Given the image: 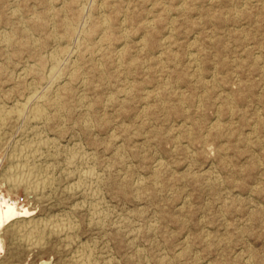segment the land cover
Returning <instances> with one entry per match:
<instances>
[{
	"label": "rangeland",
	"instance_id": "374dc122",
	"mask_svg": "<svg viewBox=\"0 0 264 264\" xmlns=\"http://www.w3.org/2000/svg\"><path fill=\"white\" fill-rule=\"evenodd\" d=\"M83 1L0 0V35L1 31L4 34V39L0 38V70L5 69V73L0 71V198L13 203L17 209L29 212L0 228V264H79L78 259H84L85 264H264V0ZM117 3H122L123 7ZM113 17L119 22H115ZM88 19H91L90 23H87ZM49 24H53L52 29ZM80 25L83 27L80 28ZM65 26H69L67 30ZM92 26L95 29L90 28ZM26 28L27 32L23 30ZM27 33L30 36L26 37ZM115 38L116 41L120 39L116 42ZM14 40L17 43L13 44ZM26 40L32 42L30 46ZM36 40L44 43L42 47ZM74 41H81V44H74ZM4 43L9 44L8 47ZM61 47L68 49L58 51ZM121 47L122 50H119ZM102 50L104 52H100ZM63 52L67 55L64 56ZM51 55L52 60L56 59L58 63L53 64L55 60H51ZM10 59L14 61L10 62ZM100 59L108 64H100ZM38 65H41L40 68ZM56 67L62 74L60 77L58 72L60 82L52 83L49 72ZM67 68L70 69L67 71ZM90 72H94L95 76ZM47 84L56 85L48 87ZM44 86L50 88L49 91L46 89L45 92ZM67 87L69 90H66ZM50 92L54 94L49 95ZM56 104H60L61 108H57ZM66 105L69 109L65 108ZM31 108H38L43 116L35 117ZM66 109L68 112L64 114ZM52 115H55L54 118ZM36 118L43 122H38ZM24 121H28L26 125ZM83 124L91 128L85 126V129ZM27 130L33 131L30 133ZM22 137L23 141L20 140ZM29 139L31 142H42L41 149L36 151L39 157L37 155L38 158L33 161L29 159L27 162L31 164L26 163L36 168V177L50 178L42 187L46 190L40 188L31 192L22 185L13 187L12 180L16 175L13 168L19 163L15 154L30 143ZM50 140L53 144L49 143ZM117 149L122 152L117 154ZM119 156L123 157V163ZM83 157L88 158L87 161ZM42 163L49 167L45 169ZM65 168H69L68 172ZM31 224L34 227H30ZM51 224L68 228L58 237L52 232ZM151 225L154 227L151 228ZM11 226H14L12 230ZM22 226L27 228L26 231ZM29 229H36L34 235L38 237L26 235ZM67 232L70 234L67 235ZM24 237L27 239L24 240ZM82 247L85 249L81 251Z\"/></svg>",
	"mask_w": 264,
	"mask_h": 264
},
{
	"label": "bare ground",
	"instance_id": "6f19581e",
	"mask_svg": "<svg viewBox=\"0 0 264 264\" xmlns=\"http://www.w3.org/2000/svg\"><path fill=\"white\" fill-rule=\"evenodd\" d=\"M41 1H45V0H41ZM48 1H49V0H48ZM68 1H69V0H68ZM86 1H87V0H84L83 2H86ZM96 1H97V0H96ZM128 1H129V0H128ZM246 1H247V0H246ZM51 2H52V1H51ZM51 2H49V3H51ZM53 2H54V1H53ZM53 2H52V3H53ZM56 2H57V0H56ZM59 2H60V1H59ZM79 2H80V1H79ZM92 2H93V1H92ZM106 2H107V1H106ZM109 2H110V1H109ZM117 2H118V1H117ZM120 2H121V1H120ZM52 3H51V4H52ZM64 3H65V2H64ZM66 3H67V2H66ZM86 3H87V2H86ZM98 3H99V2H98ZM102 3H105V2L103 1ZM102 3H101V4H102ZM122 3H123V2H122ZM122 3H121V4H122ZM57 4H59V3H57ZM57 4H56V5H57ZM81 4H82V3H81ZM93 4H94V3H93ZM111 4H112V3H111ZM117 4H118V3H117ZM117 4H116V5H117ZM121 4H120V5H121ZM44 5H45V4H44ZM53 5H55V4H53ZM62 5H63V4H62ZM67 5H68V4H67ZM95 5H96V4H95ZM103 5H104V4H103ZM112 5H113V4H112ZM120 5L118 4L119 7H120ZM48 6H49V5H48ZM64 6H65V5H63V7H64ZM71 6H72V5H71ZM92 6H94V5H92ZM101 6H102V5H101ZM101 6L99 5V8H100ZM121 6H122V5H121ZM50 7H51V6H50ZM82 7H83V6H82ZM97 7H98V6H97ZM97 7H96V8H97ZM107 7H108V6H107ZM107 7H106V8H107ZM113 7H114V6H113ZM122 7H123V6H122ZM61 8H62V7H61ZM87 8H89V7H87ZM99 8H98V9H99ZM101 8H102V7H101ZM11 9H13V8H11ZM44 9H45V8H44ZM44 9H43V10H44ZM51 9H52V8H51ZM65 9H66V7H65ZM90 9H91V6H90ZM93 9H94V8H93ZM109 9H111V8H109ZM114 9H115V8H114ZM114 9H112V10L114 11ZM16 10H17V9H16ZM80 10H83V9H80ZM102 10H103V9H102ZM104 10H105V9H104ZM107 10H108V9H107ZM61 11H62V10H61ZM67 11H68V10H67ZM120 11L122 12V9H121ZM120 11H118V12L121 14ZM125 11H126V9H125ZM128 11H129V10H128ZM16 12H17V11H16ZM52 12H53V11H52ZM63 12H64V11H63ZM81 12H82V11H81ZM87 12H88V11H87ZM93 12H94V11H93ZM98 12H99V11H98ZM102 12H103V11H102ZM104 12H105V11H104ZM104 12H103V13H104ZM106 12H107V11H106ZM13 13H14V12H13ZM43 13H45V12L43 11ZM53 13H54V12H53ZM61 13H62V12H61ZM79 13H80V12H79ZM82 13H84V11H83ZM110 13H112V11H111ZM110 13H109V14H110ZM114 13H117V12H114ZM122 13H124V12H122ZM35 14H36V13H35ZM91 14H92V13H91ZM94 14H95V13H94ZM94 14H92V15H94ZM104 14H105V13H104ZM124 14L126 15V12H125ZM51 15H54V14H51ZM61 15H63V14H61ZM61 15H60V16H61ZM83 15H84V14H83ZM92 15H91V16H92ZM99 15H100V13H99ZM99 15H98V16H99ZM112 15L117 16L116 14H112ZM13 16H14V14H13ZM13 16H12V17H13ZM63 16H64V15H63ZM65 16H66V14H65ZM106 16H107V15H106ZM106 16H105V17H106ZM110 16H111V15H110ZM120 16H122V15H120ZM127 16H129V15H127ZM33 17H34V16H33ZM49 17H50V16H49ZM67 17H68V15H67ZM99 17H100V16H99ZM102 17H103V16H102ZM105 17H104V18H105ZM107 17H108V16H107ZM118 17H119V16H118ZM118 17H116V18H118ZM129 17H130V16H129ZM129 17H128V18H129ZM31 18H32V17H31ZM51 18H52V16H51ZM73 18H74V17H73ZM73 18H72V19H73ZM90 18H91V17H90ZM96 18H97V17H96ZM33 19H34V18H33ZM33 19H32V20H33ZM36 19H37V18H36ZM36 19H35V20H36ZM40 19H41V18H40ZM45 19H46V18H45ZM52 19H53V18H52ZM74 19H75V18H74ZM92 19H93V18H92ZM108 19H109V18H108ZM113 19H115V18L113 17ZM121 19H123V17H122ZM14 20H15V18H14ZM20 20H21V18H20ZM28 20H29V19H28ZM63 20H64V19H63ZM66 20L68 21V19H66ZM75 20H76V19H75ZM84 20H85V19H84ZM88 20H89V19H88ZM88 20H87V23H88V22L90 23V20H91V19H90L89 21H88ZM109 20H112V19H109ZM115 20H116V19H115ZM67 21H65V22H67ZM82 21H83V18H82ZM92 21H93V20H92ZM104 21H105V20H104ZM127 21H128V20H127ZM129 21H130V20H129ZM19 22H20V21H19ZM21 22H22V21H21ZM30 22H31V21H30ZM30 22H29V26L31 25ZM36 22H37V20L35 21V23H36ZM51 22H52V20H51ZM65 22H64V24H65ZM72 22H73V21H72ZM99 22H100V21H99ZM99 22H98V23H99ZM102 22H103V21H102ZM115 22H117V20H116ZM115 22H112V23H113L112 25H114ZM118 22H119V20H118ZM118 22H117V23H118ZM120 22H121V20H120ZM40 23H41V22H40ZM45 23H46V22H45ZM85 23H86V22H85ZM92 23H93V22H92ZM96 23H97V22H96ZM109 23H110V22H109ZM121 23H122V22H121ZM124 23H125V22H124ZM124 23H123V24H124ZM126 23H127V22H126ZM129 23H130V22H129ZM13 24H14V23H13ZM20 24H21V23H20ZM22 24H23V23H22ZM36 24H37V26H38V23H36ZM53 24H54V23H53ZM53 24H52V25L49 24V25H51V29H52ZM83 24H84V23H83ZM106 24H107V23H106ZM106 24H104V25H106ZM123 24H121V25H123ZM152 24H154V23H152ZM152 24H151V25H152ZM39 25H40V24H39ZM43 25H45V24H43ZM68 25H69V24H68ZM70 25H71V23H70ZM110 25H111V24H110ZM112 25H111V26H112ZM115 25H117V24H115ZM130 25H131V24H130ZM141 25H143V24H141ZM24 26H25V24H24ZM31 26H32V25H31ZM54 26H56V24H54ZM78 26H79V23H78ZM78 26H77V27H78ZM80 26H81V25H80ZM85 26H86V25H85ZM93 26H95V25H93ZM93 26L90 27V28H94ZM119 26H120V25H119ZM128 26H129V25H127L126 28H127ZM25 27H26V26H25ZM34 27H35V26H34ZM66 27H67V26H65V28H66ZM68 27H69V26H68ZM68 27H67L66 29H65V28H64V29L67 30ZM82 27H83V25H82L80 28H82ZM100 27H101V26H100ZM103 27H104V26H103ZM103 27H102V28H103ZM112 27H114V26H112ZM116 27H118V25H117ZM122 27H124V26H122ZM142 27H143V26H142ZM153 27H154V26H153ZM27 28H28V27H27ZM27 28H26V29H23V30L26 31V30H28ZM47 28H48V27H45V29H47ZM49 28H50V27H49ZM71 28H73V27H71ZM85 28H87V26H86ZM88 28H89V27H88ZM105 28H108V26H106ZM140 28H141V27H140ZM150 28H151V27H150ZM18 29H19V28H18ZM94 29H95V28H94ZM97 29H98V27H97ZM97 29H96V30H97ZM110 29H111V28H110ZM122 29H123V28H122ZM122 29H120V30L122 31ZM147 29H148V31L150 30L149 27H147ZM154 29H155V28H154ZM6 30H7V29H6ZM8 30H9V29H8ZM21 30H22V27H21ZM40 30H41V29H40ZM69 30L71 31L70 28H69ZM82 30H83V29H82ZM87 30H88V29H87ZM111 30H112V29H111ZM114 30H115V29H113L112 31H114ZM118 30H119V29H118ZM152 30H153V29H151V31H152ZM3 31H4V30H3ZM11 31H12V30H11ZM36 31H37V30H36ZM74 31L76 32V29H75ZM83 31H84V30H83ZM90 31H92V29H90ZM90 31H89L88 34H90ZM94 31H95V30H93V32H94ZM100 31H101V30H100ZM107 31L109 32V30H107ZM142 31H143V33L145 32L143 28H142ZM148 31H147V32H148ZM18 32H19V31H18ZM26 32H27V31H26ZM29 32H30V31H29ZM58 32H59V31H58ZM71 32H72V31H71ZM77 32H78V31H77ZM81 32H82V31H81ZM96 32H97V31H96ZM96 32H95V33H96ZM104 32H106V31H103V33H104ZM108 32H107V34H108ZM123 32H124V30H123ZM1 33H2V36L0 35V38H2L3 35H4L2 31H1ZM72 33H73V32H72ZM79 33H80V32H79ZM83 33H84V32H83ZM83 33H82V35H83ZM100 33L103 34L102 32H100ZM119 33H120V32H119ZM127 33H128V32H127ZM9 34H10V33H9ZM9 34H8V35H9ZM11 34H12V33H11ZM51 34H52V33H51ZM74 34H76V33H74ZM85 34H86V33H85ZM115 34H116V33H115ZM117 34H118V32H117ZM120 34H121V33H120ZM144 34H146V33H144ZM28 35H29V34L27 33V34H26V37H28ZM57 35H58V34H57ZM68 35H69V34H68ZM68 35H66V36H68ZM76 35H77V34H76ZM103 35H104V34H103ZM112 35H113V34H112ZM5 36H7V33H6ZM12 36H13V34H12ZM21 36H22V34H21ZM29 36H30V35H29ZM49 36H50V35H48V37H49ZM66 36H65V37H66ZM84 36L87 38L86 35H84ZM95 36H96V35H95ZM108 36H109V35H108ZM120 36H121V35H120ZM125 36H126V35H125ZM13 37H14V36H13ZM13 37H12V38H13ZM22 37H23V36H22ZM31 37H32V36H31ZM50 37H51V36H50ZM77 37H78V36H77ZM88 37H89V36H88ZM92 37H93V36H92ZM92 37H91V38H92ZM102 37H106V36H102ZM111 37H112V36H111ZM118 37H119V36H118ZM123 37H124V35H123ZM126 37H128V36H126ZM143 37H145V36H143ZM149 37H150V34H149ZM149 37H147V38H149ZM6 38H7V37H6ZM8 38H9V37H8ZM53 38H54V36H53ZM80 38H81V37H80ZM91 38H90V39H91ZM94 38H95V37H94ZM2 39H4V38H2ZM33 39H34V38H33ZM33 39L30 38V40H33ZM46 39H47V38H45V40H46ZM67 39H68V38H67ZM74 39H76V37H75ZM77 39H78V38H77ZM81 39H82V38H81ZM84 39H85V38H84ZM101 39H102V38H101ZM104 39H105V38H104ZM104 39H103V40H104ZM107 39H108V38H107ZM107 39H106V40H107ZM109 39H110V37H109ZM109 39H108V40H109ZM113 39H114V38H113ZM117 39H118V38H117ZM119 39H120V38H119ZM119 39H118V40H119ZM124 39H125V37H124ZM127 39H128V38H126L125 41H127ZM21 40H22V39H21ZM59 40H60V39H59ZM79 40H80V39H79ZM86 40H88V39H86ZM99 40H100V38H99ZM118 40L116 41V38H115V41H116V42H118ZM147 40H149V39H147ZM150 40H151V39H150ZM0 41H2V40H0ZM6 41H7V40H5V42H6ZM26 41H27V40H26ZM51 41H52V40H51ZM54 41L56 42V38H55ZM75 41H76V40H75ZM75 41H74V42H75ZM81 41H83V40H81ZM81 41H80V42H81ZM96 41H97V40H96ZM144 41H145V40H144ZM144 41H143V42H144ZM15 42H16V41L14 40L12 43L14 44ZM27 42H28V41H27ZM27 42H26V43H27ZM29 42H30V44H29ZM29 42H28V44H29V46H30L32 42H31V41H29ZM34 42H35V41H34ZM38 42H39V41L36 40V43H37V44H38ZM74 42H73V43H74ZM80 42L77 41V42H75L74 44H76V43L79 44ZM100 42H101V40H100ZM100 42H99V43H100ZM104 42H105V41H104ZM109 42H111V40H110ZM109 42H108V43H109ZM116 42H115V43H116ZM123 42H124V40H123ZM146 42H147V41H146ZM16 43H17V42H16ZM19 43H20V42H18V44H19ZM21 43H22V42H21ZM24 43H25V42H24ZM36 43H35V46H36ZM58 43H59V42H58ZM87 43H88V42H87ZM99 43H98V44H99ZM106 43H107V41H106ZM112 43H113V42H112ZM126 43H127V42H126ZM147 43H148V42H147ZM147 43H146V44H147ZM1 44H2V42H1ZM18 44H17V45H18ZM40 44H41V43L39 42V45H40ZM42 44H44V43H42ZM42 44H41L40 47H42ZM70 44H71V43H70ZM80 44H81V43H80ZM100 44H101V43H100ZM102 44H103V42H102ZM102 44H101V45H102ZM104 44H105V43H104ZM109 44H110V43H109ZM122 44H124V43H122ZM144 44H145V43H144ZM146 44H145V45H146ZM2 45H3V44H2ZM5 45L8 47L9 44L7 45L6 43H4V46H5ZM25 45H26V44H25ZM25 45H24V46L20 45V47H23V48H24ZM45 45H47V43H46ZM65 45H66V44H65ZM87 45H88V44H87ZM160 45H161V44H160ZM11 46H12V45H11ZM15 46H16V44H15ZM26 46H27V45H26ZM33 46H34V45H33ZM60 46H61V45H60ZM82 46H84V45L82 44ZM103 46H104V45H103ZM106 46H107V45H106ZM2 47H3V46H2ZM38 47H39V46H38ZM40 47H39V48H40ZM65 47H67V46H65ZM78 47H79V45H78ZM88 47H89V46H88ZM91 47H92V45H91ZM109 47H110V45H109ZM118 47H119V46H118ZM123 47H124V46H123ZM126 47H127V45H126ZM0 48H1V47H0ZM11 48H12V47H11ZM18 48H19V46H18ZM27 48H28V47H27ZM29 48H30V47H29ZM39 48H38V49H39ZM62 48H63V47L58 48V51H59V49H62ZM82 48H83V47H82ZM82 48H80V49H82ZM86 48H87V47H86ZM86 48H85V49H86ZM99 48H100V47H99ZM99 48H98L97 51H99ZM110 48L112 49V46H111ZM116 48H117V47H116ZM124 48H125V47H124ZM4 49H5V48H4ZM12 49L15 50L14 48H12ZM20 49H21V48H20ZM34 49H35V48H34ZM34 49H33V50H34ZM42 49H43V48H42ZM55 49H56V51H57V48H55ZM55 49H54V50H55ZM63 49H65V48H63ZM66 49H68V48H66ZM66 49H65V50H66ZM102 49H103V48H102ZM105 49H106V48H105ZM114 49H115V48H114ZM6 50H7V49H6ZM17 50H19V49H17ZM24 50H25V49H24ZM27 50H28V49H27ZM30 50H31V49H29V51H30ZM40 50H41V49H40ZM65 50H63V51H65ZM94 50L96 51V49H94ZM103 50H104V49H103ZM103 50L100 51V52H104V51H105V50H104V51H103ZM115 50H116V49H115ZM119 50H122V47H121V49H119ZM2 51H4V50H2ZM21 51H22V50H21ZM31 51H32V50H31ZM35 51H36V49H35ZM38 51H39V50H38ZM81 51H82V50H81ZM89 51H92V50L90 49ZM107 51H108V50H107ZM107 51H106V52H107ZM124 51H125V49H124ZM8 52H9V51H8ZM10 52H12V51H10ZM15 52H16V50H15ZM18 52H19V51H17V53H18ZM32 52H33V51H32ZM36 52H37V51H36ZM50 52H51V51H50ZM52 52H53V51H52ZM54 52H55V51H54ZM72 52H73V51H72ZM92 52H93V51H92ZM117 52H118V51H117ZM2 53H3V52H2ZM4 53H5V51H4ZM6 53H7V52H6ZM6 53H5V54H6ZM17 53H16V54H17ZM29 53H30V52H29ZM39 53H40V51H39ZM57 53H58V52H57ZM64 53H66V52H63V55H64ZM75 53H76V52H75ZM87 53H88V52H87ZM89 53H90V52H89ZM89 53H88V54H89ZM111 53H112V52H111ZM111 53H110V54H111ZM113 53H114V52H113ZM118 53H119V52H118ZM120 53H121V52H120ZM120 53H119V54H120ZM125 53H127V52H125ZM20 54H21V53H20ZM20 54H18V55H20ZM22 54H23V53H22ZM48 54H49V53H48ZM52 54H53V53H52ZM60 54H61V53H60ZM60 54H59V55H60ZM70 54H71V53H70ZM90 54H91V53H90ZM99 54H100V53H99ZM106 54H107V53H106ZM114 54H115V53H114ZM9 55H10V54H9ZM18 55H17V56H18ZM23 55H24V54H23ZM46 55H47V54H46ZM46 55H45V56H46ZM55 55H56V54H55ZM65 55H67V54H65ZM65 55H64V56H65ZM68 55H69V54H68ZM75 55H76V54H75ZM79 55H80V53H79ZM82 55H83V54H82ZM92 55H93V54H92ZM95 55H96V53H95ZM97 55H98V54H97ZM103 55H104V54H103ZM108 55H109V54H108ZM111 55H113V54H111ZM115 55H116V54H115ZM190 55H191V54H190ZM190 55H189V56H190ZM0 56H1V55H0ZM2 56H3V55H2ZM13 56H14V55H13ZM20 56H21V55H20ZM61 56H62V55H61ZM73 56H74V55H73ZM90 56H91V55H90ZM90 56H88V58H89ZM113 56H114V55H113ZM123 56H124V54H123ZM125 56H126V55H125ZM191 56H192V55H191ZM194 56H195V55H194ZM8 57H11V56H8ZM47 57H48V56H47ZM56 57H57V56H56ZM70 57H72V56L70 55ZM77 57L79 58L80 56L77 55ZM102 57H103V56H102ZM102 57H101V58H102ZM106 57H107V56H106ZM106 57H105V58H106ZM115 57H116V56H115ZM119 57H120V56H119ZM13 58H15V57H13ZM45 58H46V57H45ZM53 58H54V57H53ZM63 58H64V57H63ZM66 58H67V57H66ZM68 58H69V57H68ZM88 58H86V59H88ZM113 58H114V57H113ZM113 58H112V59H113ZM122 58H123L124 60H126L125 57H122ZM3 59H4V58H3ZM46 59H47V58H46ZM70 59H71V58H70ZM70 59H69V60H70ZM81 59H82V58H81ZM81 59H78V60H81ZM94 59H95V57H94ZM123 59H122V61H124ZM127 59H128V58H127ZM187 59H189V58H187ZM190 59H192V58H190ZM11 60H12V59H10V62H13V61H14V60H13V61H11ZM42 60H44V59L42 58ZM49 60H50V58H49ZM51 60H52V55H51ZM54 60H55V61H54ZM54 60H52V61H54L53 64H55V62H56V59H54ZM57 60H58V59H57ZM69 60H67V61H68V65H69V62H70ZM74 60H76V59H74ZM83 60H85V59H83ZM83 60H82V62H83ZM98 60H99V59H98ZM107 60H108V59H107ZM114 60H115V59H114ZM120 60H121V57H120ZM120 60H119V61H120ZM193 60H195V58H194ZM34 61H35V60H34ZM36 61H37V60H36ZM91 61H92V60H91ZM96 61H97V60H96ZM100 61H101V59H100ZM102 61H103V59H102ZM102 61L100 62V64H101V63H104V62H102ZM108 61H110V60H108ZM112 61H113V60H111L110 62H112ZM115 61H116V60H115ZM126 61H127V60H126ZM126 61H124V62H126ZM131 61H132V60H131ZM8 62H9V60H8ZM8 62H7V63H8ZM10 62H9V63H10ZM25 62H26V61H25ZM30 62H31V61H30ZM59 62H60V61H59ZM71 62H72V61H71ZM80 62H81V61H80ZM124 62H122V63H124ZM7 63H6V64H7ZM45 63H46V62H45ZM47 63H50V62L48 61ZM56 63H58V62H56ZM66 63H67V62H66ZM75 63H77V62H75ZM78 63H79V62H78ZM90 63H92V62H90ZM96 63H97V62H96ZM105 63L108 64L106 61H105ZM105 63H104V65H106ZM119 63H120V62H118V65H119ZM193 63H194V62H193ZM1 64H2V63H1ZM51 64H52V63H51ZM64 64H65V63H64ZM72 64H73V63H72ZM82 64H84V63H82ZM98 64H99V62H98ZM98 64H97V65H98ZM100 64H99L98 66H100ZM111 64H112V63H111ZM113 64H114V63H113ZM130 64H131V63H130ZM132 64H133V63H132ZM3 65H4V63H3ZM17 65H18V64H17ZM17 65H16V67H17ZM56 65H57V64H56ZM60 65H61V64H60ZM73 65H75V64H73ZM93 65H94V63H93ZM125 65H126V64H125ZM125 65H124V67H125ZM38 66H39V65H38ZM38 66H36V67H38ZM40 66H41V65H40ZM40 66H39L38 68H40ZM47 66H48V65H47ZM57 66H58V65H57ZM77 66H78V64H77ZM79 66H80V65H79ZM79 66H78V67H79ZM86 66H87V65H86ZM91 66H92V65H91ZM115 66H116V63H115ZM122 66H123V65H122ZM127 66H128V65H127ZM129 66H130V65H129ZM2 67H3V66H2ZM4 67H5V65H4ZM12 67H13V66H12ZM14 67H15V65H14ZM26 67H27V66H26ZM34 67H35V66H34ZM52 67H53V66H52ZM63 67H64V65H63ZM63 67H62V68H63ZM66 67H67V64H66ZM72 67H74V66H72ZM72 67H71V68H72ZM87 67H89V66H87ZM103 67H104V66H103ZM107 67H108V66H107ZM117 67H118V66H117ZM131 67H132V66H130V68H131ZM22 68H23V66H22ZM29 68H31V67H29ZM43 68H44V67H43ZM57 68H58V67H56L55 69H52V70L49 72V76L51 77L50 79H51V82H52V83H54V82H55V83L60 82V81H58V80H59V78H58V72H59V71L57 70ZM59 68H61V67H59ZM64 68H65V67H64ZM75 68H76V67H75ZM82 68H83V67H82ZM94 68H95V67H94ZM110 68H111V67H110ZM128 68H129V67H128ZM20 69H21V68H20ZM34 69H36V68H34ZM41 69H42V68H41ZM45 69H46V67H45ZM50 69H51V67H50ZM69 69H70V68H67V71H68ZM76 69H77V68H76ZM80 69H81V68H80ZM86 69H87V68H86ZM96 69H97V68H96ZM100 69L102 70V68H100ZM103 69H104V68H103ZM108 69H109V68H108ZM114 69H115V68H114ZM119 69H120V67H119ZM4 70H5V69H4ZM4 70H3V71H4ZM17 70H18V69H17ZM37 70H38V69H37ZM63 70H64V69H63ZM65 70H66V68H65ZM73 70H74V69H73ZM73 70H71L72 73L74 72ZM82 70H83V69H82ZM90 70H91V69H90ZM94 70H95V69H94ZM106 70H107V69H106ZM117 70H118V69H117ZM0 71H1V70H0ZM3 71H1V72H3ZM29 71H31V70H29ZM29 71H28V72H29ZM44 71H45V70H43V72H44ZM60 71H61V70H60ZM67 71H66V72H67ZM79 71H81V70H78V72H79ZM84 71H85V69H84ZM95 71H96V70H95ZM97 71L100 72L99 69H97ZM102 71H103V70H102ZM104 71H105V70H104ZM19 72H20V71H19ZM21 72H22V70H21ZM33 72H34V71H33ZM40 72H42V70H41ZM46 72H47V71H46ZM69 72H70V71H69ZM69 72H68V74H69ZM71 72H70V73H71ZM78 72H76V73H78ZM105 72H107V71H105ZM4 73H5V71H4ZM23 73H24V72H23ZM23 73H22V74H23ZM34 73H35V72H34ZM64 73H65V72H63V75H64ZM72 73H71V74H72ZM90 73H93L92 75H94V72H90ZM90 73H89V74H90ZM96 73H97V72H96ZM18 74H19V73H18ZM61 74H62V73L59 72V76H60V77H61ZM68 74H67V75H68ZM71 74H69V75H71ZM81 74H82V73H81ZM103 74H104V73H103ZM19 75H21V74H19ZM31 75H32V74H31ZM42 75H43V74H41V76H42ZM72 75H74V73H73ZM84 75H85V74H84ZM90 75H91V74H90ZM100 75H101V74H100ZM0 76H1V75H0ZM25 76H26V75H25ZM47 76H48V74H47ZM76 76H79V75L76 74ZM87 76H88V75H87ZM94 76H95V75H94ZM105 76H108V75L106 74ZM109 76H110V75H109ZM6 77H8V75H7ZM34 77H35V75H34ZM36 77H37V76H36ZM39 77H40V76H39ZM43 77H44V76H43ZM69 77L73 78V77H75V75H74L73 77H72V76H69ZM16 78H17V77H16ZM18 78H19V76H18ZM46 78H47V77H46ZM46 78H45V79H46ZM63 78H65V77H63ZM71 78H70V79H71ZM75 78H76V77H75ZM84 78H85V77H84ZM88 78H90V77H88ZM92 78H93V77H92ZM99 78H101V77H99ZM9 79H10V78H9ZM11 79H12V78H11ZM19 79H21V77H20ZM36 79H38V78H36ZM50 79H49V80H50ZM68 79H69V78H68ZM107 79H108V78H107ZM110 79H111V78H110ZM34 80H35V79H34ZM41 80H42V79H41ZM65 80H66V79H65ZM72 80H73V79H72ZM87 80H88V79H87ZM99 80H100V79H99ZM108 80H109V79H108ZM15 81H16V80H15ZM21 81H22V80H21ZM25 81H26V80H25ZM28 81H30V80H28ZM47 81H48V80H47ZM56 81H57V82H56ZM61 81H62V80H61ZM67 81H68V80H67ZM92 81H93V80H92ZM16 82H19V81H16ZM23 82H24V79H23ZM32 82H33V81H32ZM35 82H36V81H35ZM35 82H34V83H35ZM51 82H49V83H51ZM62 82H63V81H62ZM69 82H70V81H69ZM79 82H81V79H80ZM88 82H89V81H88ZM88 82H87V83H88ZM98 82H99V81H98ZM102 82H103V81H102ZM27 83H28V82H27ZM42 83H43V82H42ZM49 83H48V84H49ZM91 83H93V82H91ZM106 83H107V82H106ZM106 83H105V84H106ZM15 84H16V83H15ZM28 84H29V83H28ZM31 84H32V83H31ZM40 84H41V82H40ZM43 84L45 85V82H44ZM48 84H47L48 87H52V86L56 85V84H53L52 86H49L50 84H49V85H48ZM66 84H67V83H66ZM78 84H79V83H78ZM81 85H82V87H83V84H82V83H81ZM88 85H89V84H87V86H88ZM91 85H93V84H91ZM108 85H109V84H108ZM125 85H127V83H126ZM17 86H18V85H17ZM23 86H24V85H23ZM31 86H32V85H31ZM31 86H30V87H31ZM35 86H36V84H35ZM41 86H42V85H41ZM47 86H46V87H47ZM66 86H67V85H66ZM74 86H75V85H74ZM76 86H77V85H76ZM89 86H90V85H89ZM27 87H28V86H27ZM30 87H29V88H30ZM39 87H40V85H39ZM44 87H45V86H44ZM46 87L43 88L45 92H47L46 89H48V88H46ZM58 87H60V86H58ZM64 87H65V86H64ZM85 87H86V85H85ZM123 87H124V86H123ZM15 88H16V90L18 89L17 87H14V89H15ZM32 88H33V87H32ZM36 88H37V86H36ZM60 88H61V87H60ZM65 88H66V87H65ZM69 88H71V87H69ZM83 88H84V87H83ZM128 88H130V87L128 86ZM24 89H25V88H24ZM49 89H50V88H49ZM49 89H48V91H49ZM55 89H56V88H55ZM79 89H80V88H79ZM85 89H86V88H85ZM89 89H90V88H89ZM126 89H127V88H126ZM126 89H125V90H126ZM16 90H15V91H16ZM20 90H21V89H20ZM27 90H28V89H27ZM52 90H53V88H52ZM58 90H60V89L58 88ZM64 90H65V89H64ZM66 90H69L68 87H67ZM70 90H71V89H70ZM72 90H73V88H72ZM92 90H93V89H92ZM95 90H96V89H95ZM129 90H130V89H129ZM131 90H133V88H132ZM131 90H130V92H131ZM12 91H14V90H12ZM12 91H11V92H12ZM21 91H22V90H21ZM37 91H38V90H37ZM41 91H42V90H41ZM90 91H91V89H90ZM11 92H10V93H11ZM34 92H35V91H34ZM67 92H69V91H67ZM82 92H85V91L82 90ZM10 93H8V94H10ZM26 93H29V92L27 91ZM51 93H52V92H50L49 95H51ZM54 93H55V90H54ZM54 93H52V95H53ZM58 93H59V92H58ZM63 93H65V92H63ZM74 93H75V92H74ZM123 93H124V92H122V94H123ZM126 93H127V95H129V94H128V93H129L128 91H126ZM126 93H125V94H126ZM1 94H2V93H1ZM5 94H6V93H5ZM15 94H16V93L14 92V95H15ZM23 94H24V93H23ZM29 94H31V93H29ZM125 94H124V95H125ZM149 94H150V93H149ZM18 95H19V94H18ZM43 95H44V94H43ZM49 95H48V96H49ZM55 95L57 96V94H55ZM55 95H54L53 97H55ZM60 95H61V93H60ZM64 95L67 96L66 94H64ZM64 95H63V96H64ZM69 95H70V93H69ZM74 95H75V94H74ZM81 95H82V94H81ZM81 95H80V96H81ZM83 95H84V94H83ZM83 95H82V96H83ZM154 95H155V94H154ZM9 96H10V95H9ZM19 96H20V95H19ZM19 96H18V97H19ZM28 96H29V95H28ZM31 96H32V95H31ZM36 96H38L37 92H36L35 97H36ZM48 96H47V97H48ZM75 96H77V95H75ZM82 96H81V97H82ZM156 96H157V95H156ZM21 97H23V96H21ZM47 97H46V98H47ZM50 97H51V96H50ZM50 97H49V98H50ZM83 97H84V96H83ZM108 97H109V96H108ZM108 97H107V98H108ZM111 97H112V96H111ZM154 97H155V96H154ZM3 98H4V97H3ZM10 98H11V96H10ZM14 98H15V97H14ZM24 98H25V97H24ZM24 98H23V99H24ZM36 98H37V97H36ZM39 98H40V97H39ZM39 98H38V100H39ZM42 98H43V97H42ZM49 98H48V99H49ZM70 98H71V97H70ZM78 98H79V95H78ZM78 98H77V99H78ZM84 98H85V97H84ZM157 98H158V96H157ZM7 99H9V98L7 97ZM23 99H22V101H24ZM34 99H35V98H33V100H34ZM60 99H62V98L60 97ZM64 99H65V98H64ZM77 99H76V100H77ZM80 99H81V98H80ZM105 99H106V98H105ZM108 99H109V98H108ZM111 99H112V98H111ZM117 99H118V97H117ZM19 100H20V99H19ZM41 100H42V99H41ZM66 100H67V99H66ZM66 100H65L64 104L66 103ZM76 100H75V101H76ZM112 100H113V99H112ZM114 100H115V99H114ZM119 100H120V99H119ZM119 100H117L116 103H118ZM4 101H5V98H4V100H3L2 102H4ZM13 101H14V100H13ZM20 101H21V100H20ZM25 101H26V99H25ZM35 101H36V100H35ZM43 101H46V100H43ZM48 101L50 102L51 100H48ZM54 101H55V100H54ZM78 101H79V100H78ZM80 101H81V100H80ZM84 101H85V100H84ZM107 101H108V100H107ZM29 102H30V101H29ZM39 102H40V100L38 101V103H39ZM55 102L57 103V101H55ZM67 102H68V101H67ZM92 102H93V101H92ZM104 102H105V101H104ZM121 102H122V101H121ZM11 103H12V102H11ZM33 103H34V102H33ZM41 103H43V102L41 101ZM53 103H54V102H53ZM71 103H72V102H71ZM100 103H101V102H100ZM107 103H110V102L108 101ZM112 103H113V102H111V104H112ZM4 104H5V103H3V105H4ZM30 104H31V103H30ZM45 104H47V102H46ZM45 104H44V105H45ZM48 104H49V103H48ZM61 104H63V103L61 102ZM64 104H63V105H64ZM80 104H81V103H79V104H77V105H80ZM84 104H85V103H84ZM102 104H103V102H102ZM113 104H114V103H113ZM0 105H1V104H0ZM12 105H13V104H12ZM31 105H32V104H31ZM35 105H36V104H35ZM51 105H52V104H51ZM54 105H55V104H54ZM56 105L58 106V107L56 106L57 108H61V107H59L60 104H59V105L56 104ZM107 105H108V104H107ZM15 106H16V105H15ZM48 106H49V105H48ZM52 106H53V105H52ZM64 106H65V105H64ZM87 106H89V104H88ZM105 106H106V105H105ZM5 107H6V106H5ZM26 107H27V106H26ZM67 107H68V106L66 105L65 108H67ZM73 107H74V106H73ZM73 107H72V108H73ZM91 107H92V106H91ZM91 107H90V108H91ZM103 107H104V105H103ZM107 107H108V106H107ZM9 108H10V107H9ZM17 108H18V107H17ZM17 108H16V109H17ZM50 108H51V107H50ZM53 108H54V107H53ZM53 108H52V109H53ZM77 108H78V106H77ZM87 108H88V107H87ZM90 108H89V109H90ZM105 108H106V107H105ZM1 109H2V108H1ZM31 109H32L33 112H34V114H35L34 116H35V117H36V116H40V117L43 116V115L41 116V111H40L38 108H31ZM55 109H56V108H55ZM55 109H54V110H55ZM63 109H64V107H63ZM68 109H69V107H68ZM68 109H66V111L63 110V111H61V112L63 113V112L65 111V112H64V114H65L66 112H68V111H67ZM91 109H92V108H91ZM24 110H26V109H24ZM24 110H23V112H24ZM28 110H29V109H28ZM59 110H60V109H59ZM81 110H82V109H81ZM83 110H84V109H83ZM85 110H86V109H85ZM11 111H12V110H11ZM89 111H92V110H89ZM15 112H16V110H15ZM33 112H32V113H33ZM56 112H57V110H56ZM58 112H59V111H58ZM70 112H71V111L69 110V113H70ZM87 112H88V111H87ZM2 113H3V112H2ZM4 113H5V112H4ZM13 113H14V112L11 113V116H13ZM19 113H20V112H19ZM50 113H51V112H50ZM52 113H53V112H52ZM52 113H51V114H52ZM54 113H55V112H54ZM62 113H61V114H62ZM80 113H81V112H80ZM9 114H10V112H9ZM25 114H26V113H25ZM25 114H23V115H25ZM47 114H48V113H47ZM55 114H57V113H55ZM85 114H86V113H85ZM19 115H21V114H19ZM59 115H60V112H59ZM80 115L82 116V113H81ZM89 115H90V114H89ZM8 116H9V115H8ZM11 116H9V117H11ZM46 116H47V115H46ZM46 116H45V117H46ZM52 116H53V115H52ZM52 116H51V117H52ZM54 116H55V115H54ZM54 116H53V118H54ZM56 116H58V115H56ZM68 116H69V114H68ZM68 116H67V117H68ZM2 117H4V116H2ZM40 117H39V118H40ZM65 117H66V115H65ZM65 117H64V118H65ZM85 117H86V116H85ZM87 117H88V116H87ZM89 117H90V116H89ZM94 117H95V116H93V118H94ZM18 118H19V117H18ZM23 118H24V117H23ZM30 118H32V117H30ZM53 118H52V120L54 121ZM56 118H57V117H56ZM77 118L79 119V117H77ZM90 118H91V117H90ZM90 118H88V119L90 120ZM95 118H96V117H95ZM99 118H100V117H99ZM1 119H2V118H1ZM6 119L8 120V118L5 117V121H6ZM13 119H14V117H13ZM42 119H43V118H42ZM48 119H49V117H48ZM57 119H58V118H57ZM61 119H62V118H60V121H61ZM65 119H66V118H65ZM91 119H92V118H91ZM102 119H103V118H102ZM102 119H101V120H102ZM14 120H15V119H14ZM16 120H17V119H16ZM20 120H21V119H20ZM36 120H37V118H36ZM44 120H45V118H44ZM55 120H56V119H55ZM0 121H1V120H0ZM2 121H3V120H2ZM8 121H9V120H8ZM8 121H6V122H8ZM34 121H35V120H34ZM34 121H33V123H34ZM37 121H38V120H37ZM40 121H41V119H40L38 122H40ZM47 121L51 122L50 120H47ZM62 121H63V120H62ZM83 121H84V120H83ZM91 121H92V120H90V122H91ZM95 121H96V119H95ZM97 121H98V120H97ZM99 121H100V120H99ZM12 122H13V121H12ZM12 122H11V123H12ZM24 122H26V121H24ZM27 122H28V121H27ZM27 122L25 123V125L27 124ZM38 122H37V123H38ZM41 122H43V121H41ZM41 122H40V123H41ZM44 122H45V121H44ZM75 122H76V124L78 123L76 120H75ZM86 122H87V120H86ZM86 122H84V123L87 124ZM31 123H32V121H31ZM35 123H36V122H35ZM59 123H61V122H59ZM91 123H92V122H91ZM18 124H19V123H18ZM29 124H30V123H29ZM38 124H39V123H38ZM46 124H47V123H46ZM48 124H51V123H48ZM52 124H53V123H52ZM55 124H56V123H55ZM61 124H62V123H61ZM63 124H64V123H63ZM73 124H75V123L73 122ZM78 124H79V123H78ZM78 124H77V125H78ZM6 125H7V123H6ZM6 125H5V126H6ZM11 125H12V124H11ZM32 125H33V124H32ZM59 125H60V124H59ZM79 125H80V124H79ZM28 126H30V125H28ZM28 126H27V127H28ZM38 126H39V125H38ZM45 126H46V125H45ZM62 126H63V125H62ZM73 126H74V125H73ZM83 126H84V124H83ZM85 126H88V125H85ZM85 126H84V127H85ZM89 126H90V125H89ZM89 126H88V127H89ZM79 127H80V126H79ZM92 127H93V126H92ZM0 128H1V127H0ZM28 128H29V127H28ZM42 128H43V127H42ZM90 128H91V126H90ZM1 129H2V128H1ZM21 129H22V128H21ZM33 129H34V128H33ZM47 129H48V128H47ZM47 129H46V130H47ZM85 129H86V127H85ZM85 129H84V132H85ZM88 129H89V128H88ZM28 130H30V129H28ZM28 130H27V131H28ZM39 130H40V129H39ZM52 130H53V129H52ZM52 130H51V131H52ZM58 130H60V129H58ZM32 131H33V130H31V132H32ZM47 131H48V130H47ZM86 131H87V130H86ZM28 132H30V131H28ZM31 132H30V133H31ZM37 132H38V131H37ZM23 133H24V132H23ZM38 133H39V132H38ZM33 134H34V132H33ZM33 134H32V135H33ZM36 134H37V133H36ZM25 135H27V132H26ZM28 135H29V134H28ZM30 135H31V134H30ZM32 135H31V136H32ZM38 135H39V134H38ZM38 135H37V136H38ZM33 136H34V135H33ZM35 136H36V135H35ZM35 136H34V137H35ZM41 137H42V136H41ZM72 137H73V136H72ZM15 138H16V137H15ZM25 138H26V136H25ZM29 138H30V137H29ZM26 139H27V138H26ZM31 139H32V138H31ZM31 139H29V140H30V143L25 144V145L20 149V151L17 153V155L14 153L15 156L17 157V160H18L19 163L13 168V169H14V172H15L14 174H16V175H15V178L12 180V182H13V184H15V185H13V187L16 186V184H17L18 186H19V185H22V186H24L25 188H27L28 191H29V190H32L31 192H34V191H37V190H39L40 188L44 187L45 184L47 183L48 179H50V178L47 179V176L42 178L41 175L39 176V178L36 177L37 174H35V172H34V170L36 171V168L33 167V165H28V164H27V163H29V162H27V161H29V159H31L30 161H33L34 159H36V157H37V155H38V153H36V151H38V149L40 148V145L42 144V142H36V141H35V142H31V141H32ZM33 139H34V138H33ZM37 139H40V140H41V138H36L35 140H37ZM46 139H47V138H46ZM110 139H111V138H110ZM114 139H115V138H114ZM10 140H11V139H10ZM20 140L23 141V137H22V139L20 138ZM24 140H25V139H24ZM1 141H2V140H1ZM17 141H19V140H17ZM26 141H27V140H26ZM26 141H25V142H26ZM70 141H71V140H70ZM9 142H10V141H9ZM15 142H16V141H14V143H15ZM110 142H111V140H110ZM19 143H20V142H19ZM49 143H52L51 140H50ZM15 144H16V143H15ZM17 144H18V143H17ZM21 144H22V142H21ZM21 144H20V145H21ZM47 144H48V143H47ZM47 144H46V145H47ZM52 144H53V143H52ZM18 145H19V144H18ZM43 145H44V144H43ZM43 145H42L41 147H43ZM48 145H49V144H48ZM54 145H55V143H54ZM69 145H71V144H69ZM78 145H79V144H78ZM14 146H15V145H14ZM14 146H13V147H14ZM113 146H114V145H113ZM10 147H11V146H10ZM19 147H20V146H19ZM56 147H58V146H56ZM75 147H76V146H75ZM118 147H120V146H118ZM118 147H117V148H118ZM14 148H15V147H14ZM52 148H53V147H52ZM59 148H60V147H59ZM66 148H67V147H66ZM40 149H41V148H40ZM40 149H39V150H40ZM43 149H44V151H45L47 148L45 147V148H43ZM63 149H64V148H63ZM109 149H110V148H109ZM123 149H124V147H123ZM14 150H15V149H14ZM14 150H13V152H14ZM50 150H51V149H50ZM65 150H66V149H65ZM65 150H64V151H65ZM112 150H113V149H112ZM118 150H119V149L116 150V151H117V154H118V152H122V151H118ZM120 150H122V148H121ZM15 151H16V150H15ZM113 151H114V150H113ZM52 152H53V153H56V152H54V151H52ZM62 152H63V151H62ZM70 152H71V151H70ZM70 152L68 151V153H70ZM72 152H73V151H72ZM78 152H80V151H78ZM73 153H74V152H73ZM46 154H47V153H46ZM46 154H45V155H46ZM59 154H60V153H59ZM79 154H80V153H79ZM81 154H82V153H81ZM110 154H111V153H110ZM43 155H44V154H43ZM43 155L41 154V156H43ZM69 155H70V154H69ZM71 155H72V154H71ZM77 155H78V154H77ZM122 155H123V154H122ZM12 156H13V155H12ZM41 156H40V157H41ZM63 156H64V155H63ZM79 156H80V155H79ZM82 156H83V155H82ZM120 156H121V155H120ZM120 156H119V157H120ZM38 157H39V155H38ZM38 157H37V158H38ZM51 157H52V156H51ZM54 157H55V156H54ZM54 157H53V158H54ZM65 157H66V156H65ZM65 157H64V158H65ZM76 157H77V156H76ZM114 157H115V156H114ZM119 157H118V158H119ZM9 158H10V160H11V157H8V159H9ZM14 158H15V157H14ZM14 158H13V159H14ZM67 158H68V157H67ZM71 158H73V157H71ZM74 158H75V156H74ZM83 158L85 159L86 157H83ZM96 158H97V157H96ZM118 158H117V159H118ZM120 158H121V157H120ZM122 158H123V157H122ZM122 158L120 159L121 162H122ZM42 159H43V158H42ZM48 159H50L49 156H48ZM55 159H56V158H55ZM60 159H61V158H60ZM87 159H88V158H87ZM87 159H85V161H87ZM117 159H115V161H116ZM38 160L40 161L41 159H38ZM38 160H37V161H38ZM43 160H44V159H43ZM45 160H46V159H45ZM64 160H65V159H64ZM64 160H63V161H64ZM71 160H72V159H71ZM75 160H76V159H75ZM77 160H78V159H77ZM91 160H92V159H91ZM113 160H114V159H113ZM35 161H36V160H35ZM52 161H54V160H52ZM124 161H125V160H124ZM11 162H12V161H11ZM11 162H10V163H11ZM13 162L16 163V162H15V159H14ZM26 162H27V163H26ZM54 162H55V161H54ZM64 162H65V161H64ZM70 162H71V161H70ZM72 162H73V160H72ZM72 162H71V163H72ZM76 162H77V161H76ZM82 162H83V161H82ZM111 162H112V161H111ZM156 162H157V161H156ZM71 163H70V164H71ZM74 163H75V162H74ZM77 163H78V162H77ZM113 163H114V162H113ZM115 163H116V162H115ZM122 163H123V162H122ZM29 164H31V162H30ZM32 164H34V163H32ZM53 164H54V163H53ZM56 164H57V163H56ZM56 164H55V165H56ZM66 164H67V163H65V165H66ZM118 164H119V163H118ZM12 165L14 166L15 164L12 163ZM38 165H39V167H41L40 164H38ZM42 165H43V163H42ZM49 165H50V164H49ZM55 165H53V166H55ZM65 165H64V166H65ZM67 165H69V164H67ZM67 165H66V166H67ZM83 165H84V164H83ZM113 165H114V164H113ZM34 166H35V165H34ZM51 166H52V165H51ZM61 166H62V164H61ZM80 166H81V165H80ZM107 166H108V165H107ZM43 167H45V169H46V168H48L49 166L47 167V165H46V166L43 165ZM43 167H42V168H43ZM67 167H69V166H67ZM72 167H73V165H72ZM78 167H79V164H78ZM83 167H84V166H83ZM87 167H88V166H87ZM113 167H115V166H113ZM156 167H157V166H156ZM10 168H11V167H10ZM51 168H52V167H51ZM53 168H54V167H53ZM59 168H60V167H59ZM62 168H63V166H62ZM85 168H86V167H85ZM90 168H91V167H90ZM103 168H104V167H103ZM11 169H12V168H11ZM45 169H44V170H45ZM67 169H69V168H65V171H67ZM70 169H71V168H70ZM111 169H112V168H111ZM125 169H126V168H125ZM155 169H156V168H155ZM158 169H159V168H158ZM158 169H157V170H158ZM39 170H40V168H39ZM48 170H49V169H47V171H48ZM60 170H61V169H60ZM62 170H63V169H62ZM75 170H76V169H74V171H75ZM152 170H153V169H152ZM157 170H155V171H157ZM160 170H161V169H160ZM50 171H51V169H50ZM69 171H70V170H69ZM87 171H88V170H87ZM118 171H119V170H118ZM8 172H9V171H8ZM10 172H12V171L10 170ZM10 172H9V173H10ZM37 172H38V174H39V171H37ZM45 172H46V170H45ZM56 172H57V171H56ZM62 172H63V171H62ZM67 172H68V171H67ZM71 172H72V171H71ZM79 172H80V171H79ZM121 172H122V171H121ZM152 172H153V171H152ZM12 173H13V172H12ZM42 173H43V172H42ZM51 173H52V172H51ZM72 173H73V172H72ZM72 173H70V175H71ZM157 173H158V172H157ZM45 174H46V173H45ZM53 174H54V171H53ZM65 174H66V173H65ZM67 174H68V173H67ZM74 174H75V173H74ZM74 174H73V176H74ZM76 174H77V173H76ZM87 174H88V173H87ZM89 174H90V172H89ZM89 174H88V175H89ZM78 175H79V174H78ZM91 175H92V173H91ZM98 175H99V174H98ZM5 176H6V175H5ZM8 176H9V175H8ZM10 176H11V174H10ZM10 176H9V177H10ZM12 176H13V175H12ZM43 176H45V175H43ZM48 176H49V175H48ZM67 176H68V175H67ZM85 176H86V174H85ZM92 176H93V175H92ZM151 176H153V175H151ZM40 177H41V178H40ZM53 177H54V176H53ZM99 177H100V176H99ZM157 177H158V176H157ZM6 178H7V176H6ZM10 178H11V177H10ZM90 178H94V177H91V176H90ZM90 178H89V179H90ZM152 178H153V177H151V179H152ZM155 178H156V176H155ZM68 179H69V178H68ZM77 179L79 180L80 178L78 177ZM77 179H76V181H77ZM85 179H86V178H85ZM105 179H106V178H105ZM153 179H154V178H153ZM156 179H157V178H156ZM156 179H155V180H156ZM3 180H4V179H3ZM58 180H59V179H58ZM73 180H74V179H73ZM80 180H81V179H80ZM83 180H84V179H83ZM87 180H88V179H87ZM94 180H95V179H94ZM147 180L149 181L148 178H147ZM155 180H154V181H155ZM10 181H11V180H10ZM10 181H9V182H10ZM55 181H56V180H55ZM76 181H75V182H76ZM89 181H90V180H89ZM50 182H51V181H50ZM95 182H96V180H95ZM97 182H98V181H97ZM100 182H101V180H100ZM139 182H140V181H139ZM142 182H143V181H142ZM7 183H8V182H7ZM10 183H11V182H10ZM56 183H57V182H56ZM145 183H146V181H145ZM8 184H9V183H8ZM11 184H12V183H11ZM49 184H50V183H49ZM78 184H79V182H78ZM78 184L75 183V185H78ZM95 184H96V183H95ZM140 184H141V183H140ZM143 184H144V183H143ZM9 185H10V184H9ZM80 185H81V184H80ZM83 185H84V184H83ZM90 185L92 186L91 183H90ZM138 185H139V183H138ZM141 185H142V184H141ZM141 185H140V188H142ZM155 185H156V184H155ZM22 186H19V187H22ZM50 186H52V185H50ZM57 186H58V185H57ZM71 186H72V185H71ZM88 186H89V185H88ZM91 186H90V187H91ZM95 186H96V185H95ZM16 187H17V186H16ZM47 187H48V186H47ZM64 187H65V186H64ZM85 187H87V186H85ZM92 187H93V186H92ZM118 187H119V185H118ZM120 187H121V186H120ZM8 188H9V187H8ZM49 188H53V187H49ZM76 188H77V187H76ZM81 188H84V187L82 186ZM136 188H138V187H136ZM140 188H139V189H140ZM150 188H151V187H150ZM42 189H45V190H46V188H42ZM57 189H58V188H57ZM67 189H68V188H67ZM144 189H145V188H144ZM50 190H51V189H50ZM69 190H70V189H69ZM78 190H79V189H78ZM78 190H77V191H78ZM81 190L83 191V189H81ZM88 190H89V189H88ZM88 190H87V191H88ZM121 190H122V189H121ZM141 190H142V189H141ZM26 191H27V190H26ZM40 191H41V190H40ZM85 191H86V190H85ZM123 191H124V190H123ZM42 192H43V191H42ZM61 192H62V191H61ZM68 192H69V191H68ZM78 192H79V191H78ZM38 193L40 194L39 191H38ZM69 193H70V192H69ZM89 193H91V192H89ZM89 193H88V194H89ZM95 193H96V192H95ZM35 194H36V192H35ZM44 195H45V194H44ZM75 195H76V194H75ZM94 195H95V194H93V197H95ZM48 196H49V195H48ZM48 196H47V197H48ZM82 197H83V196H82ZM84 197H85V196H84ZM86 200H87V199H86ZM91 201H92V200H91ZM94 201H95V200H94ZM97 203H98V201H97ZM99 204H100V203H99ZM85 206H86V205H85ZM102 206H103V205H102ZM92 209H93V208H92ZM107 210H108V209H107ZM90 211H91V210H90ZM95 212H96V211H95ZM95 212H94V213H95ZM28 213H29V212H28L26 209H17V208L14 206L13 203H10L8 200H5V199L2 198V197L0 198V228L3 227V225H4L5 223H7V222H9V221H11V220H14V219H16L17 217H21V216H23V215H27ZM92 213H93V212H92ZM94 213H93V214H94ZM103 213H104V212H103ZM107 214H108V213H107ZM99 215H100V214H99ZM95 216H97V214H96ZM110 216H111V215H110ZM93 217H94V216H93ZM91 218H92V216H91ZM103 218H105V217H103ZM94 219H95V218H94ZM99 219H100V218H99ZM58 220H59V219H58ZM91 220H92V219H91ZM97 220H98V219H97ZM100 220H101V219H100ZM27 221H28V220H27ZM34 221H35V220H34ZM62 221H64V219H63ZM93 221H94V220H93ZM21 222H23V221H21ZM29 222H30V221H29ZM50 222H51V221H50ZM52 222H53V221H52ZM56 222H57V220H56ZM68 222H69V221H68ZM99 222H100V221H99ZM14 223H16V221H15ZM19 223H20V222H19ZM19 223H17V224H19ZM26 223H27V222H26ZM31 223H32V222H31ZM33 223H34V222H33ZM43 223H44V222H43ZM48 223H49V222H48ZM62 223H63V222H62ZM100 223H101V222H100ZM119 223H120V222H119ZM23 224H24V223H22L21 225H23ZM29 224H30V223H29ZM29 224H28V228H29ZM37 224H38V223H37ZM44 224H45V223H44ZM49 224H50V223H49ZM49 224H48V225H49ZM55 224H57V223H55ZM70 224H71V223H70ZM97 224H98V223H97ZM123 224H124V223H123ZM125 224H126V223H125ZM127 224H129V223H127ZM12 225H13V224H12ZM14 225H15V224H14ZM21 225H20V226H21ZM31 225H32V224H31ZM38 225H39V224H38ZM62 225H63V224H62ZM66 225H67V224H66ZM45 226H47V225L45 224ZM49 226H50V225H49ZM51 226H52V224H51ZM68 226H69V225H68ZM98 226H99V225H98ZM100 226H101V224H100ZM130 226H131V225H130ZM11 227H12V226H11ZM18 227H19V226H18ZM22 227H23V226H22ZM22 227H21V228H22ZM30 227H34V225H32V226H30ZM37 227H38V226H37ZM37 227H35V228H37ZM42 227H43V226H42ZM153 227H154V226H153ZM153 227H152V225H151V228H153ZM13 228H14V226H13L12 228H10V229L12 230ZM15 228H16V227H15ZM21 228H20V229H21ZM23 228H24V227H23ZM23 228H22V229H23ZM25 228H26V227H25ZM25 228H24V229H25ZM39 228H40V227H39ZM47 228H48V226H47ZM67 228H68V227H67ZM67 228H66L64 225H63V226H55V225H53V226H52V230H53L52 232H53V233L55 232V233L57 234V236L59 235L58 237H60L62 233H64V232L67 231ZM102 228H103V226H102ZM149 228H150V227H149ZM151 228H150V229H151ZM6 229H7V228H6ZM20 229H19V232H20ZM26 229H27V228H26ZM26 229H25V231H26ZM48 229H49V228H48ZM11 230H10V231H11ZM17 230H18V229H17ZM35 230H36V229H35ZM35 230H32V229L30 230V229H29L30 232L27 231L28 233H27L26 235H28V234L31 235V236H32V234L34 235V232H36ZM43 230H45V229H43ZM43 230H41V231H43ZM22 231H23V230H22ZM25 231H23V232L26 233ZM45 231H46V230H45ZM47 231H48V230H47ZM69 231H70V230H69ZM71 231H73V230H71ZM6 232H7V231H6ZM11 232H12V231H11ZM13 232H14V230H13ZM16 232H17V231H16ZM19 232H18V234H19ZM38 232H39V230H38ZM43 232H44V231H43ZM43 232H42V233H39V234H43ZM52 232L50 231V234H52ZM21 233H22V232H21ZM137 233H138V232H137ZM12 234H13V233H12ZM35 234H36V233H35ZM45 234H47V233H45ZM45 234H44V235H45ZM56 234H55V235H56ZM69 234H70V233H69ZM69 234H68V232H67V235H69ZM132 234H133V233H132ZM16 235H17V233H16ZM19 235H21V234H19ZM19 235H18V236H19ZM26 235H25V236H26ZM44 235H43V236H44ZM62 235H63V234H62ZM65 235H66V234H65ZM31 236H30V238H31ZM34 236H37V235H34ZM40 236H41V235H40ZM40 236H39V237H40ZM21 237H22V236H21ZM21 237H20V238H21ZM37 237H38V236H37ZM63 237H64V236H63ZM25 238H26V237H24V240H25ZM27 238H29V236H28ZM27 238H26V239H27ZM33 238H34V237H33ZM33 238H32V239H33ZM35 238H36V237H35ZM65 238H66V237H65ZM67 238H68V237H67ZM68 239H69V238H68ZM22 240H23V239H22ZM33 240H34V239H33ZM63 241H64V240H63ZM27 242H28V241H26V243H27ZM69 242H70V241H69ZM71 242H72V241H71ZM28 243L30 244V242H28ZM28 243H27V244H28ZM32 243H33V242H32ZM30 245H31V244H30ZM84 249H85V248H84ZM84 249H83V247L80 248L81 251L84 250ZM86 250H87V249H86ZM78 251H79V250H78ZM78 251H77V252H78ZM136 251H137V250H136ZM77 252H76V253H77ZM86 252H88V251H85V253H86ZM89 252H91V251H89ZM78 253H79V252H78ZM92 253H93V251H92ZM138 253H139V252H138ZM138 253H137V254H138ZM81 254H83V253L81 252ZM86 255H87V254H86ZM90 255H91V254L88 253V256H90ZM138 255H140V254H138ZM80 256H81V255H79V257H80ZM83 256H85V254H83ZM83 256H82V257H83ZM88 256H86V257H88ZM91 256H92V255H91ZM91 256H90V257H91ZM86 257H85V258H86ZM72 258H73V257H72ZM73 259H76V257L73 258ZM87 259H90V258H87ZM85 260H86V259H85ZM72 261H73V260H72ZM76 261H77V260H76ZM78 261H80L79 264H85V262H86V261L84 262V259H83V260H82V259H81V260L78 259ZM89 261H90V260H89ZM89 261H88L87 263H89ZM91 261H93V260H91ZM160 261H162V259H160ZM70 262H71V261H70ZM74 262H75V261H74ZM77 263H78V262H77ZM77 263H76V264H77ZM92 263H93V262H92ZM109 263H110V262H109ZM73 264H74V263H73ZM89 264H90V263H89Z\"/></svg>",
	"mask_w": 264,
	"mask_h": 264
}]
</instances>
